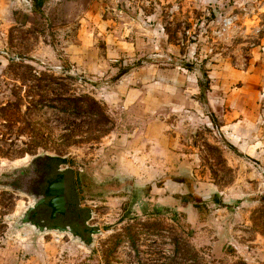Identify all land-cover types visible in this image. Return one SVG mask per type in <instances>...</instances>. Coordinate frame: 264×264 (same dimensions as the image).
Listing matches in <instances>:
<instances>
[{"label": "rangeland", "instance_id": "374dc122", "mask_svg": "<svg viewBox=\"0 0 264 264\" xmlns=\"http://www.w3.org/2000/svg\"><path fill=\"white\" fill-rule=\"evenodd\" d=\"M263 51L264 0H0V264H264V140L234 151L189 86L245 85L207 70ZM44 152L81 180L89 248L16 227L6 179Z\"/></svg>", "mask_w": 264, "mask_h": 264}, {"label": "water", "instance_id": "95a60500", "mask_svg": "<svg viewBox=\"0 0 264 264\" xmlns=\"http://www.w3.org/2000/svg\"><path fill=\"white\" fill-rule=\"evenodd\" d=\"M68 163L67 156L46 152L34 155L14 173L16 180L6 179L9 185L4 187L31 198L15 221L17 228H30L39 237L66 234L89 248L100 228L89 224L92 210L81 206L75 171Z\"/></svg>", "mask_w": 264, "mask_h": 264}, {"label": "crops", "instance_id": "0c3cea01", "mask_svg": "<svg viewBox=\"0 0 264 264\" xmlns=\"http://www.w3.org/2000/svg\"><path fill=\"white\" fill-rule=\"evenodd\" d=\"M213 66L207 70L210 80L218 75L220 79L227 76H243L245 85L214 89L206 87L200 78L189 85L190 89L200 91L204 96L205 120L210 122V116L214 114L218 120H214L217 132L220 136L223 134L225 140L235 147L234 151L244 157L247 153L255 158L260 153L264 140V120L261 117L264 116V51L252 54L242 68L223 61L214 63ZM258 82L260 87L256 85ZM245 86L251 91H246L243 88ZM187 100L192 102L191 100L195 99L188 97Z\"/></svg>", "mask_w": 264, "mask_h": 264}, {"label": "trees", "instance_id": "16d2710c", "mask_svg": "<svg viewBox=\"0 0 264 264\" xmlns=\"http://www.w3.org/2000/svg\"><path fill=\"white\" fill-rule=\"evenodd\" d=\"M261 117H262V120H264V116L262 115ZM259 124H260V122H259V120H258V125H259ZM247 155H248V157L251 158V159L254 158L253 156H251V155H249V154H247ZM75 181H76V185L79 187V185H81V180L77 177V174H76V176H75ZM78 189H79V188H78ZM180 198H181V200H183V201H185V202H189V201L192 202V198H193V197H192V193L189 192V193H187L186 195H182ZM193 206L197 208V207L199 206V204L195 202V203L193 204Z\"/></svg>", "mask_w": 264, "mask_h": 264}]
</instances>
